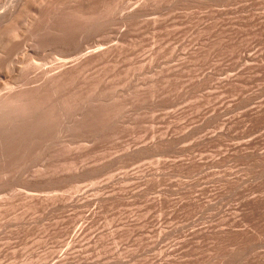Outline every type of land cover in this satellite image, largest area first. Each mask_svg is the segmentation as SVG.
Segmentation results:
<instances>
[{"label":"rangeland","instance_id":"rangeland-1","mask_svg":"<svg viewBox=\"0 0 264 264\" xmlns=\"http://www.w3.org/2000/svg\"><path fill=\"white\" fill-rule=\"evenodd\" d=\"M0 15V264H264V0Z\"/></svg>","mask_w":264,"mask_h":264},{"label":"bare ground","instance_id":"bare-ground-1","mask_svg":"<svg viewBox=\"0 0 264 264\" xmlns=\"http://www.w3.org/2000/svg\"><path fill=\"white\" fill-rule=\"evenodd\" d=\"M1 16V15H0ZM1 19V18H0ZM9 21V20H8ZM3 22H4V20H3ZM2 24V23H1Z\"/></svg>","mask_w":264,"mask_h":264}]
</instances>
